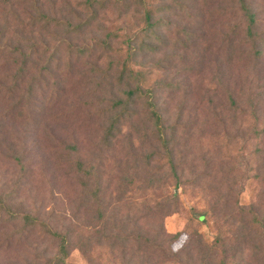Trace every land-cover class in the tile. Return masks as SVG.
Returning <instances> with one entry per match:
<instances>
[{
  "label": "rangeland",
  "instance_id": "obj_1",
  "mask_svg": "<svg viewBox=\"0 0 264 264\" xmlns=\"http://www.w3.org/2000/svg\"><path fill=\"white\" fill-rule=\"evenodd\" d=\"M42 1L51 11L43 19L49 25L45 30L34 27L43 36L39 47L44 63L50 52L68 50L76 40L71 28L66 35V25H55L75 21L71 11L81 0ZM123 3L107 0L101 9L102 33L137 29ZM152 3L169 31L155 55L144 61L158 66L151 80L161 86L155 91L157 103L173 125L175 173L163 156L145 157L152 151L149 143L136 138L129 123L117 142L104 143L106 105L99 103L104 98L99 93L91 97L95 84L79 80L89 68L85 64L69 69L50 62L39 82L48 97L33 95L24 115H7L9 104L0 99V197L8 209L66 234L67 264H186L175 258L179 251L198 264L194 232L210 244L217 225L224 223L225 234L231 236L230 216L247 209L264 221V56L250 61L226 50L227 39H234V51L237 44L242 46L236 32L244 23L243 12L236 0ZM253 8L264 33V0H253ZM21 10L16 3L8 5L1 17L12 25L34 23L28 15L18 18ZM242 52V47L235 51ZM102 65L95 69L103 70ZM227 90L246 106L232 110ZM37 107L45 114L33 115ZM132 124L141 123L135 117ZM202 213L204 219L198 220L195 216ZM2 222L0 264H44L56 253L57 241L49 235L35 230L18 238L20 224ZM180 231L177 240L170 239ZM236 244L229 243V261L255 264L246 246Z\"/></svg>",
  "mask_w": 264,
  "mask_h": 264
},
{
  "label": "trees",
  "instance_id": "obj_2",
  "mask_svg": "<svg viewBox=\"0 0 264 264\" xmlns=\"http://www.w3.org/2000/svg\"><path fill=\"white\" fill-rule=\"evenodd\" d=\"M106 2L107 0H81L78 4L76 3V6L73 7L74 11H71V13H75V19H72L75 21L55 25L56 27L66 25V29H69L66 35H70L71 28L75 33L76 40L73 44L67 45L68 50L50 52L46 62L43 63L45 52L42 51V48L41 52L39 47L43 46L40 40L43 36L34 25L42 26L40 29L43 30L47 29L48 21L45 23L43 19H46V14L48 16L51 12L50 8L48 10L44 8L45 4L42 0H19L13 3H10V0H0V99L9 104L10 110L7 115L13 114V111L15 116L24 115L33 95L35 97L39 95V98L43 96L44 100L48 97L44 95L47 87L43 88L39 82L44 79L42 71L46 68L48 70L50 62L53 61L58 66L69 69L75 67L74 64L81 66L85 64L89 68L85 69L86 72L83 70L79 74V80L88 86L90 81L95 84L90 88L91 97L93 98L99 93L104 97L99 103L106 105L102 108L103 115L107 117L103 136L104 143L110 145L117 142L122 134V127L129 123L132 125L134 136L142 139V143H149V148L152 151L145 157L151 159L156 154V157L160 159L163 156L172 166L173 148L170 143L173 125L169 124L168 119L164 116L165 113L157 103L155 91L161 86H158V81L151 80L157 64H152L151 67L146 64L148 62L144 61L155 55L159 44L164 42V38L167 39L169 29L158 17L159 13H157L152 0H124L123 5L126 4L124 13H130V17L136 20L137 29L134 30L131 27L125 33L116 31L102 33L104 26L101 9ZM15 3L22 9L18 18L21 15H28V20L34 18L35 24L21 20L18 24L12 25L6 17H1V11L5 10L8 5L13 7ZM236 3L243 12L244 23L238 27L236 32V36L243 39L242 46L237 44L235 51L242 47L243 52L241 55L235 53L231 45L234 39H227V53L231 57L236 56L240 59L244 57L243 59L250 61L258 60L264 56V33L259 30L253 0H236ZM95 30L99 34H95ZM89 59H93V63ZM101 63H104L103 70L95 69ZM86 78H89V81ZM7 82L10 83L8 87L6 86ZM36 84H38L39 90L33 88ZM227 91L232 110L237 111L239 106H246L241 97H235L233 92ZM252 107H254L253 102ZM42 113L45 114L38 107L32 110V114H36L38 117ZM135 117L141 123L140 125L132 124ZM36 123H41V120L38 118ZM68 149L72 151L76 147L68 146ZM71 151H65V154L70 156ZM175 171L174 167L173 173ZM172 176L176 178L175 174ZM176 200L177 196L173 193L171 201L175 202ZM8 206L0 197V208L2 209L0 221H3L2 223L20 224L18 238L35 230L43 235H49L57 241V251L54 255L48 256L44 264H67L70 250L69 237L66 234L53 231L37 217L8 209ZM195 217L202 220L205 213L197 214ZM229 219L233 221L229 226L232 228L231 236L225 234L227 227L224 223L217 225V233L210 244L202 243L200 233H193L199 241V249L195 255L198 257V264H235L230 262L228 257L229 243L232 241L236 242V245L244 244L255 264H264V221L261 220L259 214L254 209H247L232 213ZM181 234L180 231L170 234L169 237L174 241ZM175 256L179 263H194V258L188 253L179 251ZM239 261H242V258Z\"/></svg>",
  "mask_w": 264,
  "mask_h": 264
}]
</instances>
